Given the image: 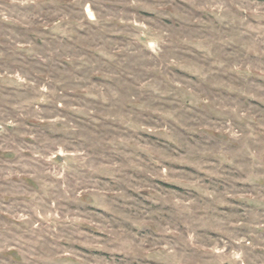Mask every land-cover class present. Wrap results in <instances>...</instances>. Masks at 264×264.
Instances as JSON below:
<instances>
[{"label":"rangeland","instance_id":"rangeland-1","mask_svg":"<svg viewBox=\"0 0 264 264\" xmlns=\"http://www.w3.org/2000/svg\"><path fill=\"white\" fill-rule=\"evenodd\" d=\"M0 264H264V0H0Z\"/></svg>","mask_w":264,"mask_h":264}]
</instances>
